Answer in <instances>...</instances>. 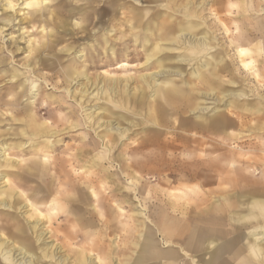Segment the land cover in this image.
<instances>
[{
	"label": "rangeland",
	"instance_id": "rangeland-1",
	"mask_svg": "<svg viewBox=\"0 0 264 264\" xmlns=\"http://www.w3.org/2000/svg\"><path fill=\"white\" fill-rule=\"evenodd\" d=\"M8 1H11L15 7H10ZM111 1L48 0V3L45 4L43 0H0V140L2 142L6 141L9 146H12L15 144L13 142L18 140H20L19 142H25V145L33 146L29 153L24 154L18 153L16 148L7 150L11 156L18 157L20 155V158L22 157L26 161L36 156L38 162L48 167L49 174L45 177V182L34 178L28 184L30 187H36V190H34L36 193H33L32 196L45 198L43 201H50L55 197L60 200L65 199L64 203L61 204H74L78 211L74 210L73 220L78 226L85 228H82V230L90 228V231L93 233L95 231V234L86 242L80 232L72 241L75 244H81V247L87 249L88 255L90 252V255L96 258L98 255L105 256L108 254L105 264H119L134 258L139 240L133 238V236L130 237V233L132 235L139 226L140 230L144 231L143 228L145 227L141 226L142 223L150 226L153 224L152 221L162 223L170 216L184 219L182 214L184 209L190 213L186 217L191 219L208 202L222 200L223 191L231 190L232 195L244 193L240 190V187H233L236 171L240 170V167L232 165L226 160V155H231V158H237L242 162L246 159L257 162L254 163L257 165L254 179H259L263 168V159L260 157L264 156L260 150L256 149V134L251 136H248V134L252 133V127L262 126L263 123L256 124L254 121L240 128L239 130L242 133L240 138L229 144L224 143L220 138L209 132L194 134L195 132L190 133L187 130L182 132L183 129L178 130L174 127V129H170L172 134L169 133L174 137L173 142H168L170 139L166 138L165 146L161 152L157 149L158 145L154 141L145 142L147 130L144 131V129L151 127L148 129V133L153 135L152 129L156 128L148 120L146 110L134 108V115L130 114L132 112L130 110L128 116H135L137 125H132L124 137H121L118 131L110 128L105 130V126H100L101 121H105V119L119 118L121 120V101L111 92L107 101L98 100L92 95L82 97L81 92L78 91L82 88V84L85 83L90 87L89 93L96 86H91L92 82L90 83L85 77H77L73 69L78 66L99 87L104 84L106 86L114 84L115 81L111 80V77L119 78L118 88H120V91L121 87L124 86V83L121 86L120 79L129 76L128 84L130 86L128 87L130 89L126 88L127 92L130 95H133V93L139 94V90L132 89L139 87L144 81L142 75L151 70L141 68L142 64L140 62H143L144 58L135 59L137 57L136 51H142L143 44L148 38L144 27L139 25L136 19L138 14L142 15L148 9L154 10L157 8L153 4L154 0H139L140 2L138 0H123L127 18L134 17L132 20L137 25L135 36H128L126 42L121 44L122 30L117 31V34L115 33L116 38H114L113 43H110L111 48H115L117 53L115 55L112 49H108L107 57L104 53L105 50L97 51L89 48V43L94 41V35L100 29L98 13H100L105 26L110 24L111 18L123 17L122 12H124V9L116 13V17H114V10L110 5ZM190 1L198 2V0ZM165 2L170 3L173 9H181V5L188 2V0H165ZM29 3H39L40 6L28 8L26 5ZM58 5L62 6L60 13L71 20L72 24L70 26L62 27L56 21L54 7ZM262 5L264 7V3ZM191 8L194 9L195 7L192 6ZM104 9L107 11L106 13ZM158 9L164 12L172 11V9L165 7H159ZM195 10L197 9L195 8ZM82 14L85 16L82 17ZM231 15L234 19L238 17L236 12L231 13ZM241 19L249 27L258 25V16L249 17L247 20L243 17ZM76 20L81 21L82 26H78ZM197 21L202 22L200 18ZM82 27H84V30ZM101 27L103 28L102 25ZM222 35L220 36L222 37ZM136 36L138 37L137 41ZM45 44H47V47L42 52L35 48L36 52L34 54H30L28 51L36 46L42 48ZM123 45L125 48L129 47L131 54L129 57L131 59L134 56V59L126 60L122 56L123 52H126ZM135 48L138 49L134 50ZM84 49H86L84 52L87 51L88 53L86 57L80 58L76 55L78 50ZM44 57L53 59L54 62H46L43 60ZM122 66H129L133 69L127 71L125 75V72H121ZM64 70L67 72L71 70V72L68 74ZM18 72L20 73L19 76L16 75ZM227 75L229 74L227 73ZM181 79L182 77L178 75L162 78L164 82L171 83L176 87H192L196 84L194 82L190 83L191 85L184 82L180 83ZM225 79H229V77L227 76ZM245 82L242 85H236L235 88H243L249 91L254 88L257 91L256 82L251 81V79ZM250 83L252 88H250ZM144 86L147 94V104L150 105L152 101L150 97L151 88L145 83ZM199 87L200 85L196 84L195 91L201 97V93L198 92ZM96 92L97 90L94 91V93ZM236 100L243 101L241 99ZM29 103H32L33 106L31 113L25 112L26 108L24 106ZM98 107L102 109L99 112L100 117L96 116V122H93L87 116L94 108L95 111ZM97 113L98 111H96V115ZM59 114H67V119L65 121L58 120ZM188 116L193 119L192 114ZM55 118L59 121L58 123L54 122ZM79 119L82 120V125L77 124ZM254 131L256 130L254 129ZM108 132L112 137L108 136ZM103 136L105 137L103 138ZM104 141H106V144H104ZM139 145L141 148L133 156H129L133 148L137 149ZM109 146H112V150H109ZM167 146L171 148L170 151L166 150ZM120 152L125 154L124 159H127V161L131 158L132 161L130 160V162L134 165L135 162L139 163L136 164V174L132 172V168L125 172L121 171L120 158L118 157ZM126 153L129 155H126ZM213 156L218 157L213 158ZM10 170L13 169L10 168ZM224 170L231 171L228 173L233 177L232 182L219 180V178L225 179L224 175L227 174L222 175ZM20 172L21 170L17 169V173L23 174ZM212 173H217L219 177L217 182L216 180L210 182ZM126 175L130 178H127ZM50 185L53 187L52 193L48 190ZM91 192L93 193L92 200H90L91 197L89 198ZM86 194H88V198L84 196ZM21 198L20 204L22 205L26 202V198L22 194ZM116 200L119 201V205L115 203ZM70 201L71 203H69ZM20 206L18 204L17 211L29 209L30 211L25 217L35 219L36 214L33 207L23 209ZM240 210V208L236 209L238 212ZM112 213H115L116 219L110 217ZM62 218L61 216L51 223L45 218L43 223L46 224L44 229L49 231V238L58 242L67 253L66 251H70L71 247L78 248L68 244L70 239L66 235H70L71 226H69L68 221L61 222ZM190 221L195 223L196 219ZM60 222L62 225L58 229L57 226ZM89 223L91 224L89 225ZM239 229L240 227L237 224H231L227 227V231L235 230L237 232ZM124 249L128 252L123 254ZM97 264L104 263L98 262Z\"/></svg>",
	"mask_w": 264,
	"mask_h": 264
},
{
	"label": "bare ground",
	"instance_id": "bare-ground-1",
	"mask_svg": "<svg viewBox=\"0 0 264 264\" xmlns=\"http://www.w3.org/2000/svg\"><path fill=\"white\" fill-rule=\"evenodd\" d=\"M8 3L12 7L13 3L11 1H8ZM263 3L264 0H198V2L188 0V2L181 5V9H173L170 3L165 2V0H154L153 4L157 8L154 10L148 9L142 15L138 14L136 19V22L138 21L139 25L144 27L148 38L143 44L142 51L137 50L138 48L134 49L137 50L135 59L144 58L145 60L140 62L142 64L141 68L151 70L142 75L143 83L139 87L132 89L135 91L139 90V94L133 93V95H130L127 92L126 88L130 89L128 87L130 86L128 84L129 76H124L123 79H120L121 86L124 83L121 91L118 88L119 78L116 77H111V80L115 81L111 86L104 84L99 87L85 71H82L77 66L73 69L76 76L85 77L90 83L92 82L91 86H96L89 93L90 87L84 83L78 91L81 92L82 97H90L92 95L96 99L103 101L109 100V93L111 92L120 99L121 120L119 118L113 120L104 118L105 121H101L102 124L100 126H105V130L110 128L118 131L121 137H124L129 132L132 125H137L135 116H128L130 110L132 111L130 114L133 115L134 108L146 110L148 120L156 128L152 129L153 135L148 133V129L151 127L144 129V131L147 130L145 142L154 141L158 145L157 149L160 152L165 146L166 138L170 139L168 142H173L174 137L169 133L172 134L170 129H174V127L178 130L183 129L182 132H186V130L190 131V133L195 132L194 134L209 132L220 138L224 143L229 144L240 138L242 134L239 130L240 128L254 121L256 124L263 123L261 124L262 126L252 127V133L248 134V136L256 134V149L260 150L264 156ZM110 5L114 10V17H116V13L125 8L123 0H112ZM192 6L198 11L195 8L192 9ZM159 7L172 9V11L164 12L159 10ZM61 8V5L54 7L56 21L62 27L70 26L72 24L71 20L60 13ZM104 11L105 13L107 12L105 9ZM123 11V17L111 18L112 21L106 26L103 24L100 13H98L100 29L94 35V41L89 43V48L97 51L103 49L107 57L108 49H112V52L116 55V49L111 48L110 44L116 38L115 33L117 34V31L122 30L121 44L126 42L128 36H135L137 25L132 20L134 17L127 18V11L125 9ZM175 12L177 13L175 14ZM233 12L238 15L235 19L231 15ZM84 16L82 14V17ZM253 16H258L259 18L258 25L256 24L254 27L247 26L243 23L244 20L241 19L243 17V19L247 20ZM198 18L202 22H198ZM75 22L78 26H82L81 21L76 20ZM82 29L84 30V27ZM221 31L222 33H220ZM221 34H223L222 37L220 36ZM135 39L137 41L138 37L136 36ZM46 47L47 44L42 48L32 47L28 51L30 54H34L36 52L34 48L42 52ZM123 47L125 48L124 45ZM125 49L126 52H123L122 56L126 60L134 59V56L131 59L129 57L131 55L129 47ZM85 50H78V54L75 53L80 58H83L88 54L87 51L86 53L84 52ZM43 60L54 62L53 59L48 57H44ZM132 69L129 66H122L121 72H125L126 75V72ZM64 72L69 74L71 70H68V72L64 70ZM19 74L18 72L16 75L19 76ZM138 74L140 75V73ZM173 75L182 77L180 83L184 82L189 85L194 82L199 84L198 92L202 96L200 97V94L196 93V84L195 86L192 85V87H176L162 80L163 77ZM227 76L229 79H225ZM173 79L177 80L178 78ZM250 79L256 82L258 92L251 87V83L250 88L252 89L250 91L243 88H235L236 85H242L246 80ZM144 83L151 88L150 97L152 101L150 105L147 104ZM95 90H97L96 93H94ZM236 99L243 101H237ZM24 107L26 108L25 112L31 113L33 111L32 103ZM94 109L88 113L87 117L89 120L96 122V116L100 117L99 112L102 109L99 107L95 111ZM96 111H98L97 115ZM191 114L193 119L188 116ZM59 116L58 120L65 121L68 115L59 114ZM58 120L55 118L54 122L58 123ZM126 122L128 125L125 126ZM77 124L82 125V120L79 119ZM109 135L110 133L108 132ZM19 141L13 142L15 144L12 146H16L12 147L6 141L2 142L0 140V143L2 142L0 144V264H97L98 262L105 264L108 254L105 256L98 255L96 258L90 255V252L88 255L87 249L81 247V244L78 245L72 241L81 232L83 240L86 239L87 242L95 234V231L94 233L91 232L90 228L82 230L83 227L78 226L73 220V215L78 210L74 204L72 205L70 198L71 201L69 203L71 204L67 205L61 204L64 203L65 199L60 200L53 197L50 201H43L45 198L32 196L33 193H36L34 191L36 187H30L28 184L34 178L45 182V177L49 174L48 167L38 162L36 156L34 157L35 159L32 158L29 161L24 160L22 157L20 158V155L18 157L11 156L10 152L7 151L8 149L13 150L16 148L18 153L21 152L23 154L31 151L33 146L25 145V142ZM105 142L104 144H106ZM175 146L178 147L177 144ZM140 148L141 146L139 145V148H133L130 155L128 153L126 155L133 156ZM109 150H112V146H109ZM166 150L170 151L171 148L167 146ZM118 157L120 158L122 172L132 168V172L137 173L136 164L139 163L135 162V166L130 162L131 158L127 161V159H124L125 154L121 152ZM217 157L213 156V158ZM225 157L232 165L240 167V170L236 171L235 185L233 187H240V190L244 193L232 195L231 190L223 191V194L220 193L223 197L222 200L208 202L191 219L186 217L190 215L189 211L184 209L182 211L184 219L170 216L162 223L152 221V226L142 223L141 226L145 227L143 228L144 231L140 230L139 226L132 235L130 233V237L133 236V238H138L139 240L134 258L119 264H264V157H260L263 159V168L259 179H254L255 172H257V165L254 163L257 162L248 161L246 158V161L242 162L237 158H231V155H226ZM10 168L14 171L10 170ZM17 169H20V173L23 174L17 173ZM228 172L231 171L224 170L222 172V175L227 174L224 175L225 179L219 178L217 173H212L210 182L215 180L217 182V178L220 181L232 182L233 177ZM48 190L52 193L53 187L50 185ZM91 191L94 192L93 190ZM92 192L90 193L91 196H89V198L91 197L90 200L93 199ZM21 194L26 198V202L22 203V205L20 204V200H22ZM84 196L88 198V194ZM115 203L120 204L117 200ZM18 204L23 209L30 208V206L33 207L36 214L35 219L25 217L30 211L29 209L17 211ZM238 208L241 209L239 212L236 211ZM61 216L63 217L61 222L68 221L70 223L69 226H71L70 235L65 234L70 239L68 244L78 248L71 247L70 251H66L67 253H65L58 242L49 238V231L44 229L46 224L43 223L45 218L51 223L55 219L58 220ZM110 217H115V213H112ZM194 219H196L195 223L190 221ZM61 222L57 226L58 229L62 225ZM231 224H237L240 229L237 232L235 230L227 231V227ZM125 252L128 251L124 249L123 254Z\"/></svg>",
	"mask_w": 264,
	"mask_h": 264
},
{
	"label": "snow or ice",
	"instance_id": "snow-or-ice-1",
	"mask_svg": "<svg viewBox=\"0 0 264 264\" xmlns=\"http://www.w3.org/2000/svg\"><path fill=\"white\" fill-rule=\"evenodd\" d=\"M43 2L45 3V4H47L48 3V0H43ZM13 8L15 7V5L13 4V5H11ZM40 5H39V3H29L28 5H26V7H28V8H33V7H39Z\"/></svg>",
	"mask_w": 264,
	"mask_h": 264
}]
</instances>
